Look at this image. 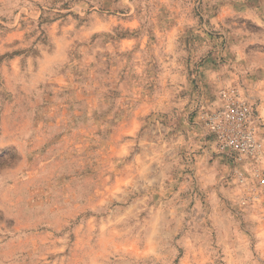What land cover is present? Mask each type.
Here are the masks:
<instances>
[{"label":"rangeland","instance_id":"obj_1","mask_svg":"<svg viewBox=\"0 0 264 264\" xmlns=\"http://www.w3.org/2000/svg\"><path fill=\"white\" fill-rule=\"evenodd\" d=\"M233 87L264 142V0H0V264H264Z\"/></svg>","mask_w":264,"mask_h":264},{"label":"built area","instance_id":"obj_2","mask_svg":"<svg viewBox=\"0 0 264 264\" xmlns=\"http://www.w3.org/2000/svg\"><path fill=\"white\" fill-rule=\"evenodd\" d=\"M221 99L220 106L203 113L205 130L214 137L217 152L234 165L252 162L250 176L264 186V172L259 166L264 162V142L257 132L261 121L255 108L240 87L223 89ZM236 176L240 183L247 182L244 172L238 170Z\"/></svg>","mask_w":264,"mask_h":264},{"label":"crops","instance_id":"obj_3","mask_svg":"<svg viewBox=\"0 0 264 264\" xmlns=\"http://www.w3.org/2000/svg\"><path fill=\"white\" fill-rule=\"evenodd\" d=\"M199 113H201L199 111V109L198 110L196 109L195 123H198L199 122V119H200V116H199L200 114ZM217 163H222L221 166H222L223 172H227L228 168H229L230 172H233V169L229 165L226 164L225 159L218 158L217 159ZM213 166H214V161H213Z\"/></svg>","mask_w":264,"mask_h":264}]
</instances>
